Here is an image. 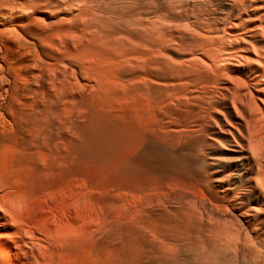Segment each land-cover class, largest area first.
Instances as JSON below:
<instances>
[{
  "label": "bare ground",
  "instance_id": "bare-ground-1",
  "mask_svg": "<svg viewBox=\"0 0 264 264\" xmlns=\"http://www.w3.org/2000/svg\"><path fill=\"white\" fill-rule=\"evenodd\" d=\"M104 109L167 153L197 151L202 195L77 168ZM153 257L264 264V0H0V264Z\"/></svg>",
  "mask_w": 264,
  "mask_h": 264
},
{
  "label": "rangeland",
  "instance_id": "rangeland-1",
  "mask_svg": "<svg viewBox=\"0 0 264 264\" xmlns=\"http://www.w3.org/2000/svg\"><path fill=\"white\" fill-rule=\"evenodd\" d=\"M188 1H192V0H188ZM194 1V0H193ZM214 7V8H213ZM210 9H211V11H212V9H215V6H211L210 7ZM209 12H208V10H207V14L204 12V14L205 15H211V13H213V12H210V14H208ZM103 110V109H102ZM105 111H104V113L106 112V111H108V110H110V111H108V112H106L105 114L103 113V111L101 112V110H100V112L98 113V112H94L93 110H91L90 112H89V114L93 111V113L92 114H90V116H88V118H87V122H86V125L89 127V132L90 133H88V132H86L87 134H89L88 135V138L91 140V141H89L88 142V138H87V134H86V136H83V138H85L84 140H82L81 138V142L82 141H85V142H82L81 144H83V143H85V144H88V146L87 145H85V144H83V145H85L86 147V149H87V151H86V149H85V152L87 153V154H84L85 155V159L83 158V153H85V152H82L81 154H80V156L82 157V159L81 158H78L79 160H83V161H79L78 160V162H82L81 164H77L76 165V167L78 168L79 167V169H81L82 167H84L83 169H85L84 171H86V173H88V174H91V175H95V177H97L98 179H100V180H102L103 182L105 181L106 183V185L107 184H109V183H111V182H114V183H112L111 184V186H116V185H114L115 183H117V187L119 186V184H120V186H119V188H121L122 187V189L124 188H126L125 190H127V191H134L133 193H136L137 192V195H139V193H140V191L142 192L143 190H150V193H151V191H153L151 194L153 195L155 192H156V195H157V192H158V194H162L163 192L164 193H166V191L167 192H172V193H175V194H178V193H180V194H182V193H184V192H187L188 190H190V191H188L187 193H189V194H192L193 192H195L194 194L195 195H198V196H201L202 195V193H201V190L200 189H202V180L200 181V179H202V178H200L199 176H202L203 174H205L206 175V172H207V169H206V167L204 168L203 167V165H201L200 163H198V162H196L197 161V157L198 156H195V155H197L196 153H197V151H195V150H193L192 151V153H194V154H192L190 151L191 150H187V152H186V150H182L181 149V151H179V152H177L176 151V149H175V152H174V150L171 152L170 151V153H169V151H168V153H167V151L165 150V149H163V147L161 146L160 147V145H157V146H159L161 149H159V147H157L156 146V144H158L156 141L155 142H153V141H151V140H149V139H147V138H145V137H142L144 134H143V132L145 131V130H143L144 128H142L141 127V125H140V123H138L139 125H134V124H132V122L134 121V120H132L131 121V119H130V117H128V115L126 114H124L123 112H121V111H118V109H117V111L118 112H114V111H116V109H104ZM111 110H113V112H114V114H113V112L111 111ZM96 111H97V109H96ZM98 111H99V108H98ZM110 112V113H109ZM120 112H121V114L123 113V116H121V114H120ZM95 113V114H94ZM98 113V114H97ZM103 113V114H102ZM118 113V114H117ZM103 116H102V115ZM94 115H96V116H94ZM111 115H112V117H111ZM116 115V116H115ZM101 116H102V118H101ZM109 117V120L110 121H108V117ZM119 116V117H118ZM91 117V118H90ZM97 117L99 118L98 120H99V122H98V120H97ZM128 117V118H127ZM124 118V119H123ZM94 119H96V120H94ZM114 119V120H113ZM128 120V121H127ZM129 120H130V123H129ZM93 121V122H92ZM95 121V122H94ZM107 121V122H106ZM120 121V122H119ZM121 121H122V123H121ZM128 122V123H127ZM103 123V124H102ZM111 123V124H110ZM114 123V124H113ZM116 123V124H115ZM126 123V124H125ZM133 123H135V121L133 122ZM94 125V126H92V125ZM134 125V126H132V125ZM137 124V123H136ZM98 125V126H97ZM101 125V126H100ZM121 125H123V126H121ZM126 125H127V127H126ZM91 126V127H90ZM96 126H97V128H96ZM109 126V127H108ZM112 126H114V127H112ZM118 126V127H117ZM132 126V127H131ZM139 126V127H138ZM88 127H86V128H88ZM106 127V128H105ZM120 127V128H119ZM126 127V128H125ZM129 127V128H128ZM134 127H138L137 129H140V127L142 128V129H140L141 130V132L140 133H142V135H140L139 134V132H137V129H136V132H134L135 131V129H134ZM144 127V126H143ZM91 128H92V130H91ZM94 128H96V129H94ZM105 128V129H104ZM127 129V130H126ZM104 130V131H103ZM106 130V131H105ZM111 130H114V131H111ZM116 130V131H115ZM96 131V132H95ZM97 131H99V132H97ZM100 131H101V133H100ZM111 131V132H110ZM121 131V132H120ZM139 131V130H138ZM143 131V132H142ZM93 132V133H92ZM105 133V134H104ZM110 133V134H109ZM136 133V134H135ZM116 134H117V136H116ZM132 134V135H131ZM98 136L97 138H96V136ZM107 135V136H106ZM92 136H94V137H92ZM109 136V137H108ZM114 136V137H113ZM127 136V137H126ZM131 136V137H130ZM135 138H134V137ZM145 136V135H144ZM104 137H106V138H104ZM95 138V139H94ZM100 138V139H99ZM102 138V139H101ZM143 138V139H142ZM145 138V139H144ZM87 139V140H86ZM93 139V140H92ZM98 139V140H97ZM111 141H110V140ZM131 139V140H130ZM137 139V140H136ZM109 140V141H108ZM117 140V141H116ZM147 140H149L148 142H147ZM87 141V142H86ZM93 141L96 143H94V144H92L93 143ZM102 141V142H101ZM120 141V142H119ZM131 141V142H130ZM141 141V142H140ZM151 141V142H150ZM79 142H80V140H79ZM101 144V146H100V144ZM106 142V143H105ZM129 142V143H128ZM135 142V143H134ZM144 142V143H143ZM97 143H98V145H97ZM111 143V144H110ZM131 143H133L132 145H131ZM146 143V144H145ZM148 143H149V146H148ZM150 143L151 144H153L152 146L150 145ZM115 144V145H114ZM130 144V145H129ZM136 144V145H135ZM145 144V145H144ZM155 144V145H154ZM91 145V146H90ZM93 145H95V146H93ZM124 145V146H123ZM100 146V147H99ZM111 146V147H110ZM113 146V147H112ZM128 146H131V147H128ZM141 146V147H140ZM151 146V147H150ZM96 147V148H95ZM110 147V148H109ZM128 147V148H127ZM96 149V151H94V149ZM130 148V149H129ZM132 148V149H131ZM146 148V149H145ZM148 148V149H147ZM150 148V149H149ZM89 149V150H88ZM122 149V150H121ZM155 149V150H154ZM109 150V151H108ZM121 150V151H120ZM128 150V151H127ZM146 150V151H145ZM153 150L155 151V152H153ZM160 150H162L161 152H160ZM163 150H165L164 152H163ZM88 151L90 152V154L92 155H90L89 153H88ZM99 151V152H98ZM104 151V152H103ZM117 151V152H116ZM148 151V152H147ZM195 151V152H194ZM126 152V153H125ZM151 154H150V153ZM158 152V153H157ZM174 152V154H176V155H174V154H172ZM94 153V154H93ZM143 153V154H142ZM184 153V154H183ZM191 153V154H190ZM107 154V155H106ZM112 156H111V155ZM118 154V155H117ZM124 154H125V156H124ZM189 154V155H188ZM89 155V156H88ZM143 157H142V156ZM173 155V156H172ZM178 155V156H177ZM191 155V156H190ZM79 156V155H78ZM79 156V157H80ZM103 156H104V158H103ZM116 156V157H115ZM157 156V157H156ZM162 156V157H161ZM164 156H165V158H164ZM176 156V157H175ZM185 158H184V157ZM87 157H88V159H87ZM124 157V158H123ZM142 157V158H141ZM148 157V158H147ZM169 157V158H168ZM180 157H181V159H180ZM194 157H196L197 159H194ZM97 158V159H96ZM106 158V159H105ZM111 160H110V159ZM134 158H136V159H134ZM144 158V159H143ZM147 158V159H146ZM157 158V159H156ZM179 158V159H178ZM90 159H92V160H90ZM113 159V160H112ZM129 159V160H128ZM132 159H134V161L132 160ZM143 159V160H142ZM149 159V160H148ZM155 159V160H154ZM165 159V160H164ZM182 159L184 160V161H182ZM190 159V160H189ZM87 160V161H86ZM104 160V161H103ZM110 160V161H109ZM138 160V161H137ZM172 160H174L175 162H173ZM177 160V161H176ZM192 160V161H191ZM90 161V162H89ZM103 161V163L101 164V162ZM126 161V162H125ZM128 161H129V164H128ZM146 161H148V162H146ZM183 163H182V162ZM187 161V162H186ZM189 161V162H188ZM96 162V163H95ZM99 162V163H98ZM111 162V163H110ZM113 162V163H112ZM133 164H132V163ZM139 162V163H138ZM159 162H160V165H159ZM165 162V163H164ZM181 162V163H180ZM194 162V163H193ZM84 163V164H83ZM86 163V164H85ZM110 163V164H109ZM143 163V164H142ZM170 163H172L171 165H170ZM177 163H179V165L177 164ZM195 163H196V165H195ZM124 164L125 165V167H124V165H123V167H122V165ZM145 164V165H144ZM166 164V165H165ZM168 164V165H167ZM182 166H181V165ZM188 164V165H187ZM198 164V165H197ZM79 165V166H78ZM86 165H87V167H86ZM100 165V166H99ZM157 165V166H156ZM165 165V167H162V166H164ZM175 165H177V166H175ZM201 165V166H200ZM94 166V167H93ZM99 166V167H98ZM107 166V167H106ZM129 166V167H128ZM131 166V167H130ZM155 166V167H154ZM170 166H171V168H173V169H171L170 168ZM172 166H174V167H172ZM180 166V168H179V170H177L178 169V167ZM184 166V167H183ZM186 166H188V167H186ZM192 167V168H190V167ZM118 167H122V168H124L123 169V171H122V168L121 169H119ZM137 167V168H136ZM147 167V168H146ZM158 167V168H157ZM160 167V168H159ZM183 167V168H182ZM197 167V168H196ZM92 168V169H91ZM107 168V169H106ZM129 168V169H128ZM130 168H132V169H130ZM149 168V169H148ZM157 169V170H155V169ZM162 168H164V169H162ZM182 168V169H181ZM82 169V170H83ZM88 169H89V171H91V172H89L88 171ZM95 171H94V170ZM115 169H117V170H115ZM122 172V174H121V172L119 171V170ZM138 169V170H137ZM144 169V170H143ZM145 169H147L146 170V172H145ZM170 169V170H169ZM181 169V170H180ZM113 172H112V171ZM125 170V171H124ZM136 170V171H135ZM153 170V171H152ZM160 170V171H159ZM164 170V171H163ZM173 170V171H172ZM187 170V171H186ZM193 170H195V171H193ZM198 170V171H197ZM97 171V172H96ZM105 171V172H104ZM140 171V172H139ZM143 173H142V172ZM159 171V172H158ZM167 171V172H166ZM169 171V172H168ZM177 171V172H176ZM178 171H180V176H179V174H178ZM203 171V172H202ZM102 172V173H101ZM125 172H127L125 175H123ZM132 172V173H131ZM146 174H145V173ZM148 172V173H147ZM158 172V173H157ZM184 172H186L185 174H184ZM188 172V173H187ZM194 172H196V173H194ZM94 173V174H93ZM109 173H111V174H109ZM157 173V174H156ZM162 173V174H161ZM175 173H176V175H175ZM183 173V174H182ZM98 174H100V175H98ZM115 174V175H114ZM119 174H120V176H119ZM145 176H144V175ZM166 174V175H165ZM171 175V176H168V175ZM178 174V175H177ZM202 174V175H201ZM105 175V176H104ZM110 175V176H109ZM116 175H118L117 177H116ZM122 175H123V177H122ZM132 175V176H131ZM148 175V176H147ZM160 175H162V176H160ZM185 175V176H184ZM189 175V176H188ZM195 175V176H194ZM203 176V177H206V176ZM99 176V177H98ZM107 176V177H106ZM111 176H113V177H111ZM126 176V177H125ZM143 176V177H142ZM153 176V177H152ZM155 176V177H154ZM176 177V179H174L175 177ZM115 177V178H114ZM125 177V178H124ZM157 177V178H156ZM164 177H166V179L164 178ZM172 177V178H171ZM179 177V178H178ZM183 177V178H182ZM189 177V178H188ZM111 178V179H110ZM113 178H114V180H113ZM117 178H119V179H121V180H119V179H117ZM123 178V179H122ZM128 179V182H127V179ZM143 180H142V179ZM146 178V179H145ZM152 178H154V179H152ZM161 178V179H160ZM169 178V180H170V182L171 183H168L169 182V180L167 181V179ZM171 178V179H170ZM177 178H178V180H177ZM186 178H187V180H186ZM194 178H195V180H194ZM108 179H109V181H108ZM151 179V180H150ZM157 179V180H156ZM164 179V180H163ZM111 180V181H110ZM113 180V181H112ZM122 180H124V181H122ZM126 180V181H125ZM131 180V181H130ZM135 182H134V181ZM139 180V181H138ZM156 180V181H155ZM177 180V181H176ZM189 180V181H188ZM199 180V181H198ZM120 181L122 182V183H120ZM165 183H164V182ZM167 181V182H166ZM176 181V182H175ZM191 181V182H190ZM195 181V182H194ZM109 182V183H108ZM127 182V183H126ZM131 182H132V185H130L131 184ZM142 182V183H141ZM144 182H145V184H144ZM151 182V183H150ZM154 182H156V183H154ZM157 182H158V184H157ZM160 182V183H159ZM162 182V183H161ZM190 182V183H189ZM208 182V181H207ZM123 183H125L126 185H123ZM138 183V184H137ZM149 184V186H148V184ZM174 183H175V186H174ZM177 183V184H176ZM183 183V184H182ZM185 183H186V186H184L185 185ZM128 184L130 185V186H128ZM133 184H136V185H133ZM161 184V185H160ZM162 184L164 185L163 187H164V189H163V187H162ZM168 184V185H167ZM189 184V185H188ZM200 184V185H199ZM205 184V179H204V181H203V185ZM207 184V183H206ZM205 184V185H206ZM110 185V184H109ZM138 185H139V187L142 189V190H140V188L138 187ZM140 185H142V186H140ZM153 185H155V186H153ZM183 185V186H182ZM209 184H207V186H208ZM128 188H127V187ZM131 186H134V190H133V187L132 188H130ZM145 186H146V188H145ZM160 186V187H159ZM166 186V187H165ZM173 186V187H172ZM188 186H190V187H188ZM194 186V187H193ZM197 186H198V188H199V190H198V188H197ZM200 186V187H199ZM136 187L138 188V191H137V189H136ZM154 187V188H153ZM158 187V188H157ZM167 187L169 188V189H167ZM186 187V188H185ZM130 188V189H129ZM148 188V189H147ZM171 188H173L174 190L173 191H168V190H172ZM178 188H181V189H178ZM188 188H190V189H188ZM192 188L194 189L193 191H192ZM166 189V190H165ZM187 189V190H186ZM196 189V190H195ZM162 190V191H161ZM178 190V191H177ZM198 190V191H197ZM149 192V191H148ZM162 192V193H161ZM182 192V193H181ZM191 192V193H190ZM163 193V194H164ZM155 195V194H154ZM176 203V202H175ZM172 204H174V203H172ZM177 204V203H176ZM175 204V205H176ZM175 205H170L169 206V208L170 207H175ZM176 206H179V204L178 205H176ZM154 228V227H153ZM152 228V230H154ZM155 231H153V233H152V231H151V237H153L154 235L153 234H155L156 236L158 235V232H155ZM160 235V234H159ZM158 235V236H159ZM158 236L157 237H153L154 239H152L153 241L156 239L157 241L156 242H158V244H159V241L161 242V235L159 236L160 237V239L158 238ZM158 239H159V241H158ZM155 243V242H154ZM128 245V244H127ZM155 245V249H156V246H157V243H155L154 244ZM154 249V250H155ZM153 250V252H155L156 253V250L154 251ZM154 254V253H153ZM152 260H154L153 262L155 263L156 262V260H155V258L153 257L152 258ZM152 260H151V263H152ZM150 263V264H151ZM154 263H152V264H154ZM156 264H159V262L157 263L156 262Z\"/></svg>",
  "mask_w": 264,
  "mask_h": 264
}]
</instances>
